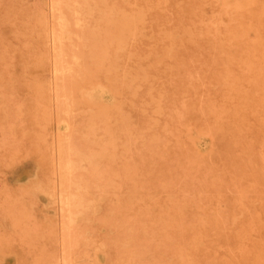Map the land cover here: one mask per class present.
I'll list each match as a JSON object with an SVG mask.
<instances>
[{
	"label": "rangeland",
	"instance_id": "obj_1",
	"mask_svg": "<svg viewBox=\"0 0 264 264\" xmlns=\"http://www.w3.org/2000/svg\"><path fill=\"white\" fill-rule=\"evenodd\" d=\"M0 264H264V0H0Z\"/></svg>",
	"mask_w": 264,
	"mask_h": 264
},
{
	"label": "bare ground",
	"instance_id": "obj_2",
	"mask_svg": "<svg viewBox=\"0 0 264 264\" xmlns=\"http://www.w3.org/2000/svg\"><path fill=\"white\" fill-rule=\"evenodd\" d=\"M58 1V0H57ZM60 1V0H59ZM76 1V0H75ZM51 2H52V0H51ZM54 3H55V1H53ZM69 2H70V0H69ZM60 3V2H59ZM87 3V2H86ZM91 3H93V2H91ZM105 3V2H104ZM241 3V2H240ZM53 4V3H52ZM67 4V3H66ZM65 4V5H66ZM64 5V4H63ZM80 5V4H79ZM94 5V4H93ZM224 5V4H223ZM53 6V5H52ZM55 6V5H54ZM53 6V7H54ZM59 6H60V4H59ZM70 6V5H69ZM65 7V6H64ZM75 7V6H74ZM84 7H85V4H84ZM86 7H87V4H86ZM89 7V6H88ZM96 7V6H95ZM58 9H59V7H57ZM67 8V7H66ZM92 7H90V9H91ZM57 9V10H58ZM75 9V8H74ZM80 9V8H79ZM87 9V8H86ZM236 9V8H235ZM60 10V9H59ZM81 10V9H80ZM54 11V10H53ZM62 11V10H61ZM66 11H68L67 9H66ZM74 11V10H73ZM78 11V10H77ZM82 11H84V10H82ZM81 11V12H82ZM87 11V10H86ZM114 11V10H113ZM55 12V11H54ZM69 12V11H68ZM72 11L70 10V13H71ZM88 12V11H87ZM99 12V11H98ZM52 13V12H51ZM78 13V12H77ZM102 14V12H99V14ZM115 13V12H114ZM127 13V12H126ZM57 14H59V13H57ZM74 14V13H73ZM79 14H80V12H79ZM83 14H85V13H83ZM82 14V15H83ZM90 14V13H89ZM88 13L86 14V15H89ZM95 14V13H94ZM112 14V12H110V15ZM60 15H62V14H60ZM102 15H105V12H104V14H102ZM91 16V15H90ZM57 18H58V15L56 16ZM60 17V16H59ZM80 17V16H79ZM84 17H86V16H83V18ZM107 17H110V16H107ZM116 17H117V15H116ZM122 17H123V15H122ZM62 18V17H61ZM81 18V17H80ZM75 20V19H74ZM77 20H79V19H77ZM82 20V19H81ZM88 20V19H87ZM99 20V19H98ZM89 21V20H88ZM86 22V21H85ZM109 22V21H108ZM65 23V22H64ZM98 23H100V21L98 22ZM104 23V22H103ZM103 23H100V24H103ZM62 24V23H61ZM95 24V23H94ZM93 24V25H94ZM70 25V24H69ZM80 25V24H79ZM84 25V24H83ZM107 25V24H106ZM67 26V25H66ZM65 26V27H66ZM121 26H123V25H121ZM225 26V25H224ZM84 27V26H83ZM86 27H88V26H86ZM96 27H98V26H96ZM123 27H125V25L123 26ZM128 27V25L126 26V28ZM57 28V27H56ZM76 28V27H75ZM92 28V27H91ZM129 28H130V26H129ZM59 29V28H58ZM63 29V28H62ZM93 29V28H92ZM91 29V30H92ZM109 29V28H108ZM52 30H54V29H52ZM67 30V29H66ZM94 30H97L96 28L94 29ZM105 30H106V28H105ZM57 31V30H56ZM68 31H70V30H68ZM82 31V30H81ZM121 31V30H120ZM61 32V31H60ZM62 32H64V31H62ZM105 32V31H104ZM108 32V31H107ZM124 32V31H123ZM133 32V31H132ZM48 33V32H47ZM65 33V32H64ZM93 33V31L91 32V34ZM126 33H131V32H126ZM58 34V33H57ZM61 34V33H60ZM69 35H71V34H69ZM82 35V34H81ZM89 35V34H88ZM93 35V34H92ZM98 35V34H97ZM104 35H106V34H104ZM110 35H112V34H110ZM46 36V35H45ZM56 36V35H55ZM59 36V35H58ZM91 36V35H90ZM122 36H124V34L122 35ZM121 36V37H122ZM53 37H54V35H53ZM120 37V36H119ZM61 38H62V36H61ZM70 38V37H69ZM147 38V37H146ZM46 39V38H45ZM56 39V38H55ZM60 39V38H59ZM78 39V38H77ZM86 39V38H85ZM120 39V38H119ZM54 40V39H53ZM67 40V39H66ZM80 40V39H79ZM121 40V39H120ZM120 40H119V42H120ZM59 41V40H58ZM65 41V40H64ZM82 41V40H81ZM104 41V40H103ZM60 42H61V40H60ZM86 42H87V39H86ZM73 43V42H72ZM95 43V42H94ZM53 44V43H52ZM61 44V43H60ZM69 44H70V42H69ZM68 44V45H69ZM122 44V43H121ZM120 44V45H121ZM125 44V43H124ZM84 45V44H83ZM62 46V45H61ZM85 46V45H84ZM57 47H59V44H58V46ZM90 47H92V46H90ZM60 49H61V47H60ZM83 49H84V47H83ZM73 50H75V49H73ZM56 51V50H55ZM62 51V50H61ZM73 52V51H72ZM71 52V53H72ZM53 53V52H52ZM64 52L62 51V54H63ZM104 53V52H103ZM56 54V53H55ZM57 54H58V51H57ZM78 54V53H77ZM89 54V53H88ZM95 55V54H94ZM104 55H105V53H104ZM103 55V56H104ZM167 55V54H166ZM56 56H58V55H56ZM75 56V55H74ZM91 56V55H90ZM97 56V55H96ZM98 57V56H97ZM105 57V56H104ZM165 57V56H164ZM169 57V56H168ZM54 58H56V57H54ZM61 58H62V56H61ZM63 58H65V56L63 57ZM71 58H72V56H71ZM106 58V57H105ZM104 58V59H105ZM150 58V57H149ZM92 59V58H91ZM59 60V59H58ZM57 60V61H58ZM80 60V59H79ZM56 61V60H55ZM71 61H73V60H71ZM65 63V62H64ZM58 64V63H57ZM97 64V63H96ZM95 64V65H96ZM99 64V63H98ZM158 64V63H157ZM60 65H62V62L60 63ZM59 65V66H60ZM76 64H74V66H75ZM55 66V65H54ZM65 66V65H64ZM69 66H71V65H69ZM79 66V65H78ZM93 66V65H92ZM99 66V65H98ZM97 66V67H98ZM57 67V66H56ZM61 68H63L62 66H60V69ZM65 69H67L66 67H64ZM69 69H71L70 67H68ZM78 68H80V67H78ZM86 68V67H85ZM57 69V68H56ZM97 69V68H96ZM101 69V68H100ZM58 70V69H57ZM61 71V70H60ZM66 71V70H65ZM88 71V70H87ZM116 71V70H115ZM69 73V72H68ZM92 73V72H91ZM55 74V73H54ZM60 74V73H59ZM64 74V73H63ZM66 74V73H65ZM69 74H72V72H70ZM75 74V73H74ZM77 74V73H76ZM80 74V73H79ZM79 74H77L78 76H79ZM77 75H76V77H77ZM92 75V74H91ZM55 76V75H54ZM61 76H62V74H61ZM67 76H69V75H67ZM81 77V76H80ZM61 78H63V77H61ZM83 78V77H82ZM60 79V78H59ZM55 80H56V77H55ZM89 80V79H88ZM91 80V79H90ZM92 82V81H91ZM125 86V85H124ZM110 93V92H109ZM115 95H116V93H115ZM106 108V107H105ZM189 132V131H188ZM113 141V140H112ZM65 178V177H64ZM105 192V191H104ZM101 198V197H100ZM64 199V198H63ZM141 200V199H140ZM100 201H101V199H100ZM68 204V203H67ZM166 207V206H165ZM159 209V208H158ZM236 219V218H235ZM108 220V219H107ZM201 242V241H200ZM188 258V257H187Z\"/></svg>",
	"mask_w": 264,
	"mask_h": 264
}]
</instances>
